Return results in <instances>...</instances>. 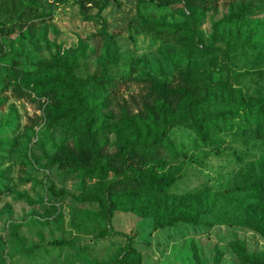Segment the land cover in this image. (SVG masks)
<instances>
[{"label": "rangeland", "instance_id": "1", "mask_svg": "<svg viewBox=\"0 0 264 264\" xmlns=\"http://www.w3.org/2000/svg\"><path fill=\"white\" fill-rule=\"evenodd\" d=\"M103 63L113 78L162 82L181 71L202 93L223 82L264 103V0H0V264H264V233L254 228L264 227V129L241 121L196 133L194 115L227 109L184 99L152 162L179 168L166 193L181 211L197 209L198 222L153 228L139 207L157 194L117 203L104 188L140 122L102 114L110 105L88 86L59 90L58 99L70 98L62 106L33 89L99 77ZM11 86L31 97L13 98ZM138 90L129 82L121 94ZM74 144L103 145L90 176L55 161ZM113 231L132 238L133 250Z\"/></svg>", "mask_w": 264, "mask_h": 264}, {"label": "trees", "instance_id": "2", "mask_svg": "<svg viewBox=\"0 0 264 264\" xmlns=\"http://www.w3.org/2000/svg\"><path fill=\"white\" fill-rule=\"evenodd\" d=\"M140 28L146 31L150 30L148 26L144 25ZM70 78V81L57 78L47 82H39L34 85L33 89H38L42 94L47 95L52 100L53 106H59L62 102L70 99L68 96L65 99L62 96L63 100L58 99L59 90H62L69 83L73 84L77 90H83L88 86L103 93L107 105H110V109H104L102 114L107 116L114 111L115 114H113L119 116L121 121H125L128 126L136 129L138 128L136 122H140V129L138 128L137 135L130 145L123 150L121 147L122 159L119 164L113 167L115 176L105 184L104 188L111 201L117 203L144 190L151 194H157V201L148 197L147 202L139 207L142 215L153 218V228H161L177 221L198 222L197 209L191 212L181 211L179 197L166 193L172 181L171 176L178 172L179 168L167 167L163 169L162 164L158 166V163L152 162L153 157L158 158L161 154V141L166 135L163 126H171L176 122L177 107L184 99L196 97L198 105L217 101L223 108L227 109L220 111V116L209 112L203 115H194V118L191 119V125L196 133L228 130L241 121L251 124L256 131L264 129V103L258 97L245 96L239 90L223 82L202 93L198 89L197 82L192 81L187 74L181 71L173 74L170 80L162 82H155L150 77L130 75H119L113 78L108 75L104 63L99 77L92 74L85 78H74L73 75H70ZM129 82L138 85L139 90L128 95V98L125 99L121 90L127 87ZM9 90L15 99L31 97L28 88L11 86ZM130 107L136 109L132 116L129 112ZM58 109L54 110L59 111ZM66 110L68 107L65 105L61 111ZM151 131H157L158 135L148 139L147 136ZM100 148L95 152V149L90 145L74 144L68 147H60L54 158L61 167L78 164L84 168L83 175L90 176L94 163L93 157L99 153V150H104L103 145ZM155 165L158 167L155 168ZM3 192L4 188L0 187V195ZM254 228L264 233V227L256 226ZM113 235L123 237L125 239L124 245L130 250L132 249V238L126 233L113 231ZM110 264L137 263L132 260L121 261L119 258L113 257L110 259Z\"/></svg>", "mask_w": 264, "mask_h": 264}, {"label": "built area", "instance_id": "3", "mask_svg": "<svg viewBox=\"0 0 264 264\" xmlns=\"http://www.w3.org/2000/svg\"><path fill=\"white\" fill-rule=\"evenodd\" d=\"M50 1L60 2V1H64V0H50Z\"/></svg>", "mask_w": 264, "mask_h": 264}]
</instances>
